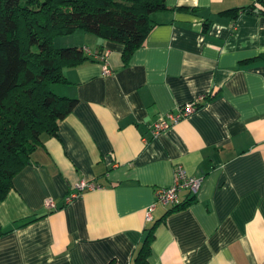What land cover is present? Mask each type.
Returning <instances> with one entry per match:
<instances>
[{
  "label": "crops",
  "instance_id": "1",
  "mask_svg": "<svg viewBox=\"0 0 264 264\" xmlns=\"http://www.w3.org/2000/svg\"><path fill=\"white\" fill-rule=\"evenodd\" d=\"M251 1L166 0L174 9L152 15L126 65L121 43L92 33L65 45L91 60L64 67L67 82L52 85L77 103L56 136H41L0 203V228L10 229L0 235V264H134L144 230L170 207L155 189L171 186L178 168L202 177L201 187L157 225L148 263L264 264V61L240 64L264 54V17L218 15ZM216 92L152 134L160 116ZM82 180L99 187L67 202ZM187 196L181 190L179 200Z\"/></svg>",
  "mask_w": 264,
  "mask_h": 264
},
{
  "label": "trees",
  "instance_id": "2",
  "mask_svg": "<svg viewBox=\"0 0 264 264\" xmlns=\"http://www.w3.org/2000/svg\"><path fill=\"white\" fill-rule=\"evenodd\" d=\"M169 9L174 8L166 0H0V203L13 188L15 175L30 162L41 136H56L59 120L77 103L76 98L56 94L52 85L67 82L64 67L77 66L91 58L82 47H56L54 38L80 29L119 42L126 65L153 28L152 15ZM175 9L192 13L200 10L187 6ZM243 13L264 17V0L222 10L218 15L236 20ZM211 23V19H205L203 30ZM257 61H264V54L240 64ZM217 93L204 96L196 108L213 100ZM194 201L195 195L188 193L144 230L134 264H149L157 225ZM39 217L22 219L15 225L19 227ZM9 230L0 228V235Z\"/></svg>",
  "mask_w": 264,
  "mask_h": 264
},
{
  "label": "built area",
  "instance_id": "3",
  "mask_svg": "<svg viewBox=\"0 0 264 264\" xmlns=\"http://www.w3.org/2000/svg\"><path fill=\"white\" fill-rule=\"evenodd\" d=\"M87 51V50H84ZM111 69L107 66H103V73L108 74ZM200 101L187 102L184 105L178 107L175 111L168 112L160 116L154 124L151 126V132L153 135L158 134L161 130L171 126L178 122L180 119L188 116L197 106ZM146 140V138H144ZM202 177L188 175L182 168H178L176 171L175 182L171 186H160L155 189L156 202H160L164 205H172L179 201V193L181 190H187L190 195H195L201 187ZM99 187L98 184L89 181H80L75 185V188L68 193L66 201H70L73 198L78 197L83 191L94 189ZM45 206L54 209V201L51 198H47L44 201ZM154 206L147 209L146 217L147 220L152 218L151 211Z\"/></svg>",
  "mask_w": 264,
  "mask_h": 264
},
{
  "label": "rangeland",
  "instance_id": "4",
  "mask_svg": "<svg viewBox=\"0 0 264 264\" xmlns=\"http://www.w3.org/2000/svg\"><path fill=\"white\" fill-rule=\"evenodd\" d=\"M83 34H89V33L79 29L69 35L57 36L54 38V45L56 47H64L65 45H68V43H77V45H80L82 42Z\"/></svg>",
  "mask_w": 264,
  "mask_h": 264
}]
</instances>
